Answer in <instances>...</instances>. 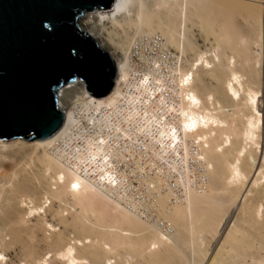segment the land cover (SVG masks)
<instances>
[{"label": "bare ground", "instance_id": "obj_1", "mask_svg": "<svg viewBox=\"0 0 264 264\" xmlns=\"http://www.w3.org/2000/svg\"><path fill=\"white\" fill-rule=\"evenodd\" d=\"M81 17L116 85L67 84L56 133L0 141V264H204L206 232L209 264H264V0H116ZM197 22L220 26L217 47L196 45Z\"/></svg>", "mask_w": 264, "mask_h": 264}, {"label": "water", "instance_id": "obj_2", "mask_svg": "<svg viewBox=\"0 0 264 264\" xmlns=\"http://www.w3.org/2000/svg\"><path fill=\"white\" fill-rule=\"evenodd\" d=\"M116 0H0V139L49 138L65 120L61 87L84 81L95 96L115 86L116 62L79 18Z\"/></svg>", "mask_w": 264, "mask_h": 264}, {"label": "rangeland", "instance_id": "obj_3", "mask_svg": "<svg viewBox=\"0 0 264 264\" xmlns=\"http://www.w3.org/2000/svg\"><path fill=\"white\" fill-rule=\"evenodd\" d=\"M91 13H94V12H90V13H87V14H91ZM243 17V15H241V17H238V18H236V24L239 26L240 25V27H246V25H247V27H248V22H247V20H245V19H243L242 18ZM82 18V17H81ZM80 18V19H81ZM240 22V23H239ZM112 25V24H111ZM242 25V26H241ZM245 25V26H244ZM115 27V28H114ZM113 28L111 27L110 28V30L112 31L113 30V36L115 37V38H117L116 40H118L119 38H120V36H122V35H124V33H125V30H128V28L129 27H127L126 26V28H124V27H122V26H114ZM247 27L245 28V29H247ZM208 27H206L205 26V24H203V23H199V22H197L195 25H191V27H190V33H191V35L193 36L192 38L193 39H195L194 41L196 42V45L200 48V49H202V50H204V49H206V48H212V47H215V45L217 44V42H218V40H219V32H220V26L217 24L214 28H212V29H207ZM123 37V36H122ZM219 37V38H218ZM218 39V40H217ZM216 40V41H215ZM220 40H221V38H220ZM215 41V42H214ZM220 42V41H219ZM222 43V42H221ZM214 44V45H213ZM213 45V46H212ZM196 46V47H197ZM211 46V47H210ZM197 47V48H198ZM216 47H217V45H216ZM198 48V49H199ZM195 52H196V49L194 50V51H188L187 53H186V55H184V59L185 60H189L190 58L192 59V56L194 57V54H195ZM190 59V60H191ZM115 62H116V60H115ZM117 63V62H116ZM72 84V83H71ZM68 85H70V84H68ZM67 85V86H68ZM116 85V84H115ZM64 88V87H63ZM62 89V88H61ZM61 89H60V91H61ZM19 139V138H18ZM16 139H0V141H5L6 143H9V144H13L14 142L13 141H15ZM25 141H27V140H25ZM35 141V140H34ZM27 142H33V140H31V141H27ZM17 148V147H16ZM16 148H14V149H16ZM27 148H29V150H30V148L31 147H29L28 145H27ZM13 149V150H14ZM28 149H23L22 151L23 152H28L27 151ZM7 152H9V151H6V153ZM22 153V152H21ZM238 213H239V211H238ZM238 213H236V216L238 215ZM236 216H234L233 217V222L231 223V227L233 226V223H235V220L234 219H236ZM230 228V227H229ZM231 229V228H230ZM229 229V230H230ZM229 230H227L226 232H225V235L227 236L228 234V232H229ZM232 232V233H231ZM208 235H207V234ZM205 234H206V237L207 238H209V239H207L206 238V241H207V243L205 244L206 245V247H205V245L202 247L203 249H201V247H199L201 250H204V251H201L200 249H198V247H197V249H196V251H197V254L200 252V256H201V254H203L201 257L200 256H198V255H196V257L198 258V261H202V259H204V252L206 251V250H209L208 252H209V255H208V257H211L210 255H212V253H214V250H216V242L218 243L219 242V240H220V238H218V237H220V236H217L216 234H214V232L212 233V232H206ZM230 233L231 234H233L234 232L233 231H230ZM48 234H50V232L48 233ZM212 234V235H211ZM216 235V236H215ZM212 236V237H211ZM224 236V235H223ZM225 236V237H226ZM222 240V239H221ZM219 245H220V243H219ZM204 248H206V249H204ZM200 250V251H199ZM203 252V253H202ZM210 252H211V254H210ZM206 256V255H205ZM207 257V259H206V262H204V264H209V262H208V260H209V258ZM146 264V263H145ZM249 264H251V263H249ZM254 264V263H253Z\"/></svg>", "mask_w": 264, "mask_h": 264}]
</instances>
